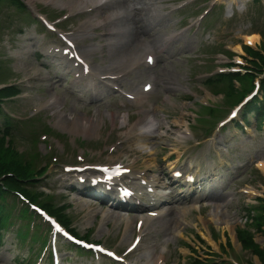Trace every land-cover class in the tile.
<instances>
[{
    "label": "rangeland",
    "instance_id": "obj_1",
    "mask_svg": "<svg viewBox=\"0 0 264 264\" xmlns=\"http://www.w3.org/2000/svg\"><path fill=\"white\" fill-rule=\"evenodd\" d=\"M24 1L36 16L42 15L66 34L89 28L84 24L90 18L97 16L98 24L100 20L108 21L109 13L119 11V21L95 28L93 35L80 38L77 45L82 50L94 42L103 44L101 54L95 55V64L112 72L110 75L125 72L122 83L107 79L108 84L134 92L146 82L153 83V91L139 105L104 86L100 99H93L73 84L74 77L66 80L68 74L62 71L58 75L55 63L51 66L52 61L40 59L38 53L51 45L64 46L62 41L24 12H18L20 9L17 11L9 0L1 2L0 83L22 85L20 101H11L8 107L15 116L29 120L13 128L15 148L21 163L39 169L48 166L45 178L32 192H44L41 201L62 209L74 233L104 244L126 258V264H145L153 253L163 254L165 261L160 264H196V259L207 261L204 264H261L257 256L242 250L236 232L245 227L247 211L256 207V199L264 200V170L259 167L264 165V119L259 125L253 112L245 120L242 107L235 119L219 124L240 102L241 99L236 102L241 93L236 87L250 84L249 75H222L225 86L221 88L223 85L218 83V90L211 89L219 97L213 96L203 83L209 75L225 72L226 65L238 61L235 48L247 45L245 36L261 33L260 42L253 48L264 47V0H221L208 13L212 0H111L91 13L72 12L69 4L76 0ZM186 2L190 3L184 10L173 11ZM155 8L157 14L153 12ZM112 27L120 35L112 37ZM109 42L115 44L109 47ZM148 47L154 53L155 64L149 67L141 63L129 69L134 66L133 59L144 58ZM243 56L247 58L245 53ZM245 58L240 57L241 67H249ZM54 99L58 102L52 103ZM36 111L41 112L30 120ZM84 117L95 120L99 127L87 133L76 129L77 120ZM60 118L63 128L58 124ZM150 118L158 126L155 133H148L142 142L136 141L128 131L129 124L140 122L141 127L145 122L150 124ZM243 121H249L247 127ZM46 123L53 132L44 138ZM184 123L189 124L190 134L178 142L176 135L184 129ZM145 145L148 146L143 149ZM178 157L179 163L175 162ZM120 164L133 165L135 172L146 176L162 172V182L168 187L170 184L167 203L153 210V202L137 194L142 207L162 215L141 224L147 212H115L95 200L87 188L89 176L95 173L76 171V167ZM175 167L190 169L189 174H194L196 180L213 175L205 185L214 182V192L198 190L196 185L192 189L189 186L186 192L184 182L173 185L170 173ZM81 177L86 182L76 184ZM206 195L215 198L205 199ZM173 199L180 201L173 203ZM216 206L220 211L215 216L212 211ZM263 207L257 206L261 211ZM250 222L248 232L264 247V227L261 230ZM11 223L15 227L4 235L0 264H51L48 255L40 257L41 244L30 236H17V230H26L22 223L14 219ZM29 232L36 235L37 229ZM38 232L42 234V230ZM143 233L145 236L132 249L134 239ZM58 249L61 264H112L106 258L79 253L61 239Z\"/></svg>",
    "mask_w": 264,
    "mask_h": 264
},
{
    "label": "trees",
    "instance_id": "obj_2",
    "mask_svg": "<svg viewBox=\"0 0 264 264\" xmlns=\"http://www.w3.org/2000/svg\"><path fill=\"white\" fill-rule=\"evenodd\" d=\"M2 0H0L1 2ZM14 1V0H13ZM16 6L23 8L22 4L15 0L14 2ZM250 53L259 59V61H253V65L255 67L264 66V56L259 52H254L250 50ZM261 63V64H260ZM19 93V90L15 87L6 88L5 90L0 91V101L4 97L12 96ZM259 116V113L257 112ZM4 112L0 106V178H2L3 185L6 187L0 186V199L2 203H0V230L5 226L7 216L3 215L2 210L4 206V200L8 192L5 190L6 188L13 192L18 191L23 193L26 197L31 200H38L41 196L38 193H30L29 188L33 187L36 182H38V178L35 177L34 171L31 170V166L26 162H20L18 157V152L14 149L13 143L10 142L7 145V137L10 136L9 132V122L3 118ZM4 119L2 122L1 119ZM6 120V122H5ZM6 126V130L2 131V128ZM11 174V175H10ZM45 207L54 215H56L64 224L68 225L67 216L62 213V210L52 207L50 203H45ZM259 215H255L251 218L252 222L259 225L261 229L264 226V208L259 213ZM262 230V229H261ZM239 240L242 245L246 249H252L259 257L263 258V253L259 251V249L255 246L252 236L247 231V229H241L238 232ZM197 264H202V262H197Z\"/></svg>",
    "mask_w": 264,
    "mask_h": 264
},
{
    "label": "bare ground",
    "instance_id": "obj_3",
    "mask_svg": "<svg viewBox=\"0 0 264 264\" xmlns=\"http://www.w3.org/2000/svg\"><path fill=\"white\" fill-rule=\"evenodd\" d=\"M103 1L104 0H76L74 2H71L69 4V7H71V10L72 11H76V10H79V9H86V10H88L89 8H88L87 4L90 3L93 6H95V5L96 6H100V5H103ZM152 6H154V4H152ZM153 12L155 14H157V9L155 8L153 10ZM120 15H121L120 12L109 13V17L107 18L108 21H105L107 23L105 26L111 25L113 22L119 21ZM95 20H97V17L96 16L93 17V18H90L89 20H87L84 25H87V26L91 27L93 25V23L95 22ZM98 23H103V21H98ZM91 30H92V28H90L89 30H86V31H82V33L80 34V36H83L85 34L92 35ZM115 32L116 31H114V33ZM65 38L68 39L67 37H65ZM259 41H260V36L257 35V34L245 36V42L247 44H249V45H256V44L259 43ZM89 49L96 51V50H100L101 49V46L98 47V45H90L89 46ZM235 51L238 52V53H241L242 52L241 47L240 46H237L235 48ZM149 55L151 56V53ZM73 64H72V67L74 69H76L75 62H73ZM84 64L86 66H88V68H89L88 69V73H89V75H91L92 74V68L89 66L88 62H84ZM149 85H150V83H148V84L146 83L145 86H149ZM145 88L146 87H143V89H145ZM147 96H148V94H147ZM147 96L145 98H147ZM110 119H113V117L111 116ZM150 120H151L150 121V129H148V131L155 133V130L157 129L158 126L154 123V120L153 119L150 118ZM124 122H125V119H124ZM143 125L144 126L147 125V128H149L148 122L147 123L145 122V124H143ZM137 126H138V124H135V125L131 126L128 131L130 132V134L135 133V135H137V138L136 139L141 142L142 139H143L141 137L144 136V133L146 132V130L143 131V128H139V127L137 128ZM98 127H99V125H97V122L95 120L88 119L86 117L81 118V119H78L77 120V123L75 125V128L76 129H82V132L83 133H87L89 131H93L95 128H98ZM183 128H184V130H182L181 132H179L176 135V141H181V140H183V139H185L187 137L188 132H189V126L186 123H184L183 124ZM73 129H74V126L72 127V130ZM259 167H261L264 170V165L263 164H260ZM116 170L118 172H120L121 177L124 176V175H126L128 178L131 177L133 179L143 180V181H141L142 182V186H139V185L135 184L134 187H137V188L143 187L146 190L144 193L147 194V196L150 199V202H153V204H152L153 209H156V208H158V207H160V206L163 205V203H164V196H168V194H166L167 187H165V184H163L161 182V179L158 176H150V178L148 180H146L142 174L135 173L134 172V170L132 169V165L131 166H128V169L121 168V167H117ZM175 172L177 173V172H181V171H175ZM187 172L188 171H182L180 175H184ZM173 175H175V173H173ZM214 200H218V199H214ZM157 202H159V203L156 205ZM153 205H156V206H153ZM219 211H220V206H216L215 209L212 211V213H214V215L216 216V215H218ZM161 213L163 214V212H160L158 214L157 213H150L146 217L142 218L141 221L142 222H147L149 220L151 221L154 218L158 217ZM160 260H164L163 254L160 255V254L153 253V254H151L150 259L147 261L146 264H149V263L150 264H159L160 263Z\"/></svg>",
    "mask_w": 264,
    "mask_h": 264
},
{
    "label": "snow or ice",
    "instance_id": "obj_4",
    "mask_svg": "<svg viewBox=\"0 0 264 264\" xmlns=\"http://www.w3.org/2000/svg\"><path fill=\"white\" fill-rule=\"evenodd\" d=\"M250 42V41H249Z\"/></svg>",
    "mask_w": 264,
    "mask_h": 264
}]
</instances>
